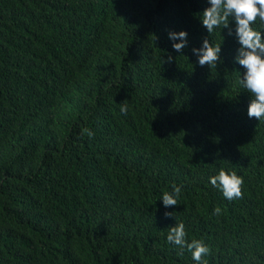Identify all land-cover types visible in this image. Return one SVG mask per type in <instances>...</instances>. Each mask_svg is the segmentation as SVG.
<instances>
[{"label":"trees","instance_id":"16d2710c","mask_svg":"<svg viewBox=\"0 0 264 264\" xmlns=\"http://www.w3.org/2000/svg\"><path fill=\"white\" fill-rule=\"evenodd\" d=\"M209 7L0 0V264H197L167 241L180 223L201 264H264V119L247 114L236 23L209 33ZM205 39L216 67L192 51ZM222 169L242 198L211 185Z\"/></svg>","mask_w":264,"mask_h":264},{"label":"clouds","instance_id":"9594fccd","mask_svg":"<svg viewBox=\"0 0 264 264\" xmlns=\"http://www.w3.org/2000/svg\"><path fill=\"white\" fill-rule=\"evenodd\" d=\"M211 7L203 13L202 25L211 33L215 28L223 25L229 27L230 19L236 23V36L240 48L236 56V62L245 69L243 78L239 83L251 95L252 100L248 107V117L257 121L264 119V37L260 31L254 30L252 25L259 20L264 23V0H209ZM231 34V33H229ZM187 32H170L169 39L179 40L180 43H173L172 47L176 52H182L187 46ZM198 57L200 66L208 65L216 67L220 60L221 46H212L207 39L203 41L200 49H193ZM173 57L168 56L167 62H172ZM120 111L127 112V101L120 104ZM89 138L94 136L91 130H84ZM213 187L222 191L223 196L228 200L240 199L243 197L242 186L244 180L235 172L226 173L223 169L219 174L210 178ZM172 192H165L162 196L163 205L177 206L181 188L173 185ZM214 215H221L222 210L216 207ZM165 215H170L165 213ZM187 233L183 223L169 229L167 241L181 249L187 248L192 254V259L201 264L202 258L210 253V249L203 241L193 239L188 242ZM203 264H207L203 261Z\"/></svg>","mask_w":264,"mask_h":264}]
</instances>
